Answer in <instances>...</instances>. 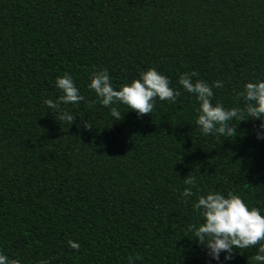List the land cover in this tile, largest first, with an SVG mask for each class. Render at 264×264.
I'll list each match as a JSON object with an SVG mask.
<instances>
[{
	"label": "trees",
	"instance_id": "1",
	"mask_svg": "<svg viewBox=\"0 0 264 264\" xmlns=\"http://www.w3.org/2000/svg\"><path fill=\"white\" fill-rule=\"evenodd\" d=\"M149 67L180 92L149 114L117 104L112 121L86 87L93 71L118 88ZM190 71L223 82L213 103L241 106L243 84L264 79V0H0V253L19 264H215L186 231L192 204L231 192L264 215V140L246 116L232 138L202 136L198 103L177 83ZM65 73L84 97L60 105L69 125L43 103ZM255 250L226 264H252Z\"/></svg>",
	"mask_w": 264,
	"mask_h": 264
},
{
	"label": "clouds",
	"instance_id": "2",
	"mask_svg": "<svg viewBox=\"0 0 264 264\" xmlns=\"http://www.w3.org/2000/svg\"><path fill=\"white\" fill-rule=\"evenodd\" d=\"M196 76L195 71L182 73L177 83L198 103L194 124L202 136L215 134L225 139L232 138L236 134V123L245 120L242 117L246 116V119L259 121L254 136L257 140H264V79L245 82L237 93L242 105L225 108L220 103L211 101L212 89L222 88L223 82L213 81L210 87L203 80L193 79ZM169 85V79L165 75L149 67L138 73L137 78L121 84L118 88L113 86L106 70L93 71L86 87L95 94L101 106L109 109L114 121L119 120L123 112L116 107L117 104L123 105L125 110L131 109L139 116L153 110L154 100L174 102L180 92ZM54 86L59 95L55 100L45 99L43 103L57 114L59 121L72 124L74 115L67 110H61L60 105L78 104L84 97L67 73L57 76ZM84 127L91 126L84 122ZM183 184L186 187L180 195L184 198L192 196L195 177L185 176ZM192 208L198 220L188 224L186 231L210 261L226 264L232 259L234 250L256 246L255 253L251 256L252 264H264V215L258 208L249 206L231 192L219 191L197 195ZM67 244L73 249L79 247L71 240ZM0 264H19V261L0 253ZM128 264H133L132 257L128 258Z\"/></svg>",
	"mask_w": 264,
	"mask_h": 264
}]
</instances>
